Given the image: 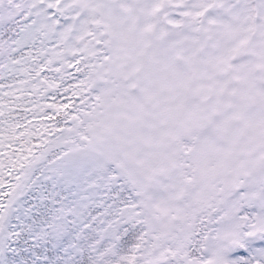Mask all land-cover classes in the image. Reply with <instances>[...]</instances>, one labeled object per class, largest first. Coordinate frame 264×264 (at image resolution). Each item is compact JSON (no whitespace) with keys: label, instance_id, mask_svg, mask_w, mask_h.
<instances>
[{"label":"rangeland","instance_id":"obj_1","mask_svg":"<svg viewBox=\"0 0 264 264\" xmlns=\"http://www.w3.org/2000/svg\"><path fill=\"white\" fill-rule=\"evenodd\" d=\"M230 1L62 0L58 10H70L72 18H77L75 27L55 23L50 13L54 0H0V29L9 41L0 58L8 57L11 68L18 57L35 60L39 55L51 66H58L55 73L59 76L65 72L70 76L71 63H81L77 58L81 52L92 70L86 74L80 68L81 77L71 79L81 98L66 121L63 115L65 122L57 138L43 137L40 157L26 160L29 165L20 187L11 196L7 212H24L29 202H36L43 187L62 186L69 190L86 178V196H79L81 190L77 189L73 193L77 216L79 204L85 203L86 209L90 198L103 195L104 186L106 197L114 189L120 194L109 216L114 220L99 236L104 244H109L107 239H113L125 224L138 219L127 241H133L135 235L142 236V251L146 253L138 257L144 261L141 264H171L170 260L177 264H222L228 250L227 239L233 238L229 235L239 225L233 210L241 199L228 198L234 187L220 186L219 191L209 187L212 166L229 152L228 148L233 149L230 142L235 138L239 146L233 154L241 155L244 161L250 157L246 149L251 148V137L264 144V99L256 108L247 110L238 103L232 108L235 82L246 74L243 62L247 58L237 52L246 46L252 24L249 0L236 10ZM215 4L223 5L225 11L215 8L220 12L217 15L221 23L212 27L211 21L216 18L209 10ZM162 5L169 9L183 5L173 8L180 16L175 12L170 15L169 28L163 24L159 10ZM166 29L170 30L169 35H165ZM152 38H156L154 43ZM204 38L208 45L199 54ZM258 43L257 40L249 46L258 52ZM33 47L41 51L28 54ZM133 74L134 78L126 81ZM38 79L44 86H55L52 78L45 82ZM134 83L140 86L135 92ZM150 91L154 103L148 108L144 101ZM47 108L58 106L41 103L29 111ZM238 115L242 121L234 117ZM71 118L76 122H71ZM172 133L179 134L176 143ZM180 141L189 142L190 147L181 148ZM263 154L264 147L255 160L263 159ZM255 160L247 161L255 166L249 177L244 174L239 178L247 188L246 201L264 197V168L262 162ZM189 173H193V178L187 186ZM222 178L219 176L214 182H222ZM213 201L228 208L233 204V210L230 221L222 227L223 238L215 247V257H210L208 246L202 247L199 242L189 249L184 241L191 232L202 234L209 229ZM6 218H0V229L7 227ZM67 227V220L59 218L54 233L62 236ZM4 238L0 232V239ZM123 245L120 248L125 250ZM115 247L113 243L110 251ZM146 255L149 259L143 260Z\"/></svg>","mask_w":264,"mask_h":264},{"label":"trees","instance_id":"obj_2","mask_svg":"<svg viewBox=\"0 0 264 264\" xmlns=\"http://www.w3.org/2000/svg\"><path fill=\"white\" fill-rule=\"evenodd\" d=\"M4 52L5 35L0 29V56ZM27 53L36 54V50L30 48ZM55 71L58 66L43 64L39 57H20L13 71L5 66V56L0 58V218L7 216V227L0 229L6 236L0 239V264H137L135 256L146 252L142 251V237L133 238L134 243L127 241L135 224L119 229L113 239H107L109 244L100 241L101 232L114 220L109 216L120 195L115 189L106 197L104 186L103 195L90 198L86 209L81 202L79 216L75 214L73 193L77 189L81 190L79 196H86V178L69 190L62 186L39 189L36 202H29L22 213L6 210L29 165L26 160L40 157L43 137L57 138L61 133L60 111L66 114L65 108L76 94L71 85L76 73L59 76ZM38 77L44 82L52 78L55 86H44ZM41 103L58 108L29 111ZM62 217L68 227L57 236L55 222ZM120 241L125 250L120 248ZM113 243L116 247L110 251ZM146 259L149 256H144Z\"/></svg>","mask_w":264,"mask_h":264},{"label":"flooded vegetation","instance_id":"obj_3","mask_svg":"<svg viewBox=\"0 0 264 264\" xmlns=\"http://www.w3.org/2000/svg\"><path fill=\"white\" fill-rule=\"evenodd\" d=\"M231 4L233 5V10L237 9L238 7L243 6L247 3V0H231ZM251 12L249 13L250 21L252 24V29L249 34V38L245 43V47L242 50L238 51L237 54H241L244 58H247V61L243 62L246 65V74L243 76V79H236L235 82L236 88L232 94V108L236 106V104H240L242 108H256L261 104V101L264 99V0H249ZM182 8L183 5H173V8ZM56 11H60V17H64V10H58V6L54 7ZM169 9L168 6L163 5L159 8L163 13L164 17V26L166 25L168 28L170 27V15L175 12V15L180 16V12L178 10ZM220 12H224L225 8L223 5L215 4L214 8L210 7L209 12L213 13L212 19V27H216V24L221 23L218 22L219 16L217 15ZM209 15L207 18H209ZM233 16L235 18V13L233 12ZM233 18V19H234ZM202 17L199 16L198 21H201ZM199 27L201 24L199 23ZM221 29L222 27L219 26ZM169 29H166L165 35H169ZM261 37V38H260ZM260 38V39H259ZM156 38L151 39V43H154ZM165 39L168 40V36H165ZM259 41V50L258 52L254 51L250 44H255L256 41ZM200 42V49L199 54L208 45L207 39H201ZM179 57V56H178ZM183 56H180V58ZM230 69V68H229ZM118 73H121V69L117 68ZM139 72V71H138ZM149 75L152 76V71L149 70ZM122 74V73H121ZM134 78V74L127 78L126 81L129 79ZM140 86L137 84H133L132 90L138 91ZM123 101L121 100L120 103ZM154 103V95L153 91L149 92V98L144 101V106L153 107ZM238 121H242V116H234ZM172 139H174V143L177 142L179 134L172 133ZM252 142L249 143L251 148L246 149V155H249L248 162H253L257 157V152L261 148L264 147V144L256 143L253 138L251 137ZM230 145L233 147L231 150L228 148L229 152L223 156V158L217 159L212 166L211 169V181H210V188L215 189V191H219L221 188L220 186L224 187H234V192L230 193V197L228 198H236L241 199L237 203V207L233 210V204L230 208L226 206H217V201L211 202V210H214L211 214H209V220L211 221V225L209 229L204 230L202 234H199L198 231L195 233L191 232L190 235L184 241L186 244V248L193 249L199 242L202 247L208 246L212 254L210 257H215V247L218 244L219 240L223 238L222 234V227L225 221H230L231 213L233 210V217L239 221V225L237 231L233 235H229L233 238H228V250L223 260L222 264H264V197L259 199H250V201H246L244 199L246 197V186L239 182V178L243 177L245 174L246 177H249V173L251 168L253 169L255 166L249 164L247 161H244L241 155L233 154L237 151L239 142L237 138L234 141L230 142ZM189 148L190 143L184 141L181 143L180 147L182 148ZM176 152V150H175ZM188 152V151H187ZM263 159L255 160V162H262V168H264V154L262 156ZM227 161V164L224 162ZM221 163V164H219ZM227 170H231V174H227ZM163 173L166 170H162ZM262 173V178L264 180V172ZM222 176V182H214V179ZM189 178L187 186H189L190 180L193 178V173H189ZM194 185V183H193ZM264 187V185H263ZM215 203V204H214ZM219 205V204H218ZM201 223H198L200 225ZM231 244V245H230ZM184 247V251H186ZM197 249L201 250V247L198 246ZM167 256L169 257V250H167ZM167 258V257H166ZM168 260V259H167ZM208 261V260H206ZM220 262V261H216ZM171 264H177L175 261L170 260ZM214 264V263H213Z\"/></svg>","mask_w":264,"mask_h":264},{"label":"water","instance_id":"obj_4","mask_svg":"<svg viewBox=\"0 0 264 264\" xmlns=\"http://www.w3.org/2000/svg\"><path fill=\"white\" fill-rule=\"evenodd\" d=\"M70 121H71V122H74V123L76 122L75 119H71Z\"/></svg>","mask_w":264,"mask_h":264}]
</instances>
